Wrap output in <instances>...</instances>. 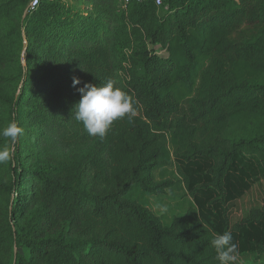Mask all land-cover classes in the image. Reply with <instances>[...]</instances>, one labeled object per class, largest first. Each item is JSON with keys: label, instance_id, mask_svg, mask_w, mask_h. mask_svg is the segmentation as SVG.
I'll list each match as a JSON object with an SVG mask.
<instances>
[{"label": "trees", "instance_id": "1", "mask_svg": "<svg viewBox=\"0 0 264 264\" xmlns=\"http://www.w3.org/2000/svg\"><path fill=\"white\" fill-rule=\"evenodd\" d=\"M70 1L0 0V264H218L225 232L264 264V205L229 215L264 181V0ZM73 77L137 115L90 136Z\"/></svg>", "mask_w": 264, "mask_h": 264}, {"label": "clouds", "instance_id": "2", "mask_svg": "<svg viewBox=\"0 0 264 264\" xmlns=\"http://www.w3.org/2000/svg\"><path fill=\"white\" fill-rule=\"evenodd\" d=\"M80 84L81 81L73 77L72 86L77 88L81 99L75 104L72 114L90 136L103 138L114 121L125 117L131 121L137 115L132 98L116 87L111 79L101 86L84 83L82 87H78ZM23 131L14 120L0 128V138L8 142L6 146L0 147V165L12 160L14 145ZM156 208L160 214L168 212L165 205L157 204ZM210 243L216 252L218 264H236L238 245L233 242L230 232L213 234Z\"/></svg>", "mask_w": 264, "mask_h": 264}, {"label": "rangeland", "instance_id": "3", "mask_svg": "<svg viewBox=\"0 0 264 264\" xmlns=\"http://www.w3.org/2000/svg\"><path fill=\"white\" fill-rule=\"evenodd\" d=\"M66 2H71L70 0H65ZM32 147L34 143L32 142ZM29 188V186L27 187ZM146 202L150 209L159 215L160 217H166V220H170L175 214L181 210L174 204L167 200H159L154 197L146 199ZM157 204L165 205L168 208L166 214H160L159 209L156 208ZM264 205V181L257 183L250 192H248L241 200L230 205V219L233 224L240 222L242 219L246 218L252 209H260ZM22 253L28 254L25 250ZM254 256L251 255H240L236 264H248V262ZM256 264V263H254Z\"/></svg>", "mask_w": 264, "mask_h": 264}, {"label": "built area", "instance_id": "4", "mask_svg": "<svg viewBox=\"0 0 264 264\" xmlns=\"http://www.w3.org/2000/svg\"><path fill=\"white\" fill-rule=\"evenodd\" d=\"M124 4H127L129 2V0H123ZM138 2H143V1H151V0H137ZM156 2L157 6H161L162 5V1L161 0H154ZM39 4V0H32L31 3V11L35 10V8H37Z\"/></svg>", "mask_w": 264, "mask_h": 264}]
</instances>
